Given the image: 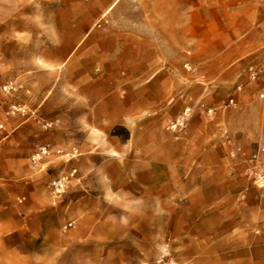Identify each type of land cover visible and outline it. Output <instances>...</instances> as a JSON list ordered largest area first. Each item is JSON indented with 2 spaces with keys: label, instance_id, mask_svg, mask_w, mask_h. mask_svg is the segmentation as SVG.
<instances>
[{
  "label": "crops",
  "instance_id": "1",
  "mask_svg": "<svg viewBox=\"0 0 264 264\" xmlns=\"http://www.w3.org/2000/svg\"><path fill=\"white\" fill-rule=\"evenodd\" d=\"M1 21L0 264H264V190L235 167L264 130L239 88L264 2L11 0Z\"/></svg>",
  "mask_w": 264,
  "mask_h": 264
},
{
  "label": "rangeland",
  "instance_id": "2",
  "mask_svg": "<svg viewBox=\"0 0 264 264\" xmlns=\"http://www.w3.org/2000/svg\"><path fill=\"white\" fill-rule=\"evenodd\" d=\"M259 1L264 2V0H257V2ZM8 8H11V0H0V14H8ZM5 23L6 21L0 22L1 26L4 25ZM248 41H249L248 43L249 47L263 46V52L260 53L250 52L247 54V57L244 59L245 71L243 75L240 77L239 88L242 91L247 90V96L249 97V99L247 100L246 104L251 109L248 115L249 118L255 121V124H257L256 126H258L259 124L264 126V34L258 32L256 36L249 37ZM251 70L257 72L258 77L256 79L251 78L250 76ZM3 90L7 93L11 92L13 90V86L11 87V85H6L3 87ZM233 100L234 98H229L228 104L235 105ZM233 108H234L233 110L236 109L235 106ZM17 111L18 110H16L15 108H12L11 113ZM208 112H210V110H208ZM189 115L190 113H188L187 110L185 111L183 116L179 117L173 122H170L169 130L176 132L180 128L185 127L189 121ZM178 121H183L184 125L177 128L176 130H172L171 125ZM227 124L229 125L231 124V122L228 121V117L226 116L223 126H225L226 128ZM232 124L240 125L241 118L240 119L237 117L234 118ZM255 138L256 139L254 141L253 147H251L249 150V154H248L249 156L243 159L242 162H240V165L237 164L235 167L239 168L242 171V173L246 174V176L250 178V182L254 187L260 190H264V185L257 181V174L264 173V130L257 128L255 133ZM237 151L240 154H245L243 153L244 151L240 148L239 149L237 148ZM54 154L55 155L57 154L56 149H53L51 154L50 152H48L46 155L53 156ZM51 161H53V163L47 164L44 171H49L50 173L60 172L61 170H59V166L57 165L55 160L52 159ZM39 167H41V165ZM64 173L66 174V172ZM65 174L61 180H53L50 182L49 192L56 194L54 192V188L52 187V183L61 182L63 184V188L61 189L62 190L61 194H63V192L65 193V188L69 183V177L66 176ZM56 195H60V194H56ZM161 264H163L162 260H161Z\"/></svg>",
  "mask_w": 264,
  "mask_h": 264
},
{
  "label": "built area",
  "instance_id": "3",
  "mask_svg": "<svg viewBox=\"0 0 264 264\" xmlns=\"http://www.w3.org/2000/svg\"><path fill=\"white\" fill-rule=\"evenodd\" d=\"M250 76L252 79H256L258 77V74L256 71L254 70H251L250 71ZM184 125V122L183 121H178V122H175L171 125V129L172 130H176L177 128L181 127ZM257 181L259 183H262L264 185V173L263 174H257ZM52 187L54 188V192L56 194H61L62 193V188H63V184L61 182H53L52 183Z\"/></svg>",
  "mask_w": 264,
  "mask_h": 264
}]
</instances>
